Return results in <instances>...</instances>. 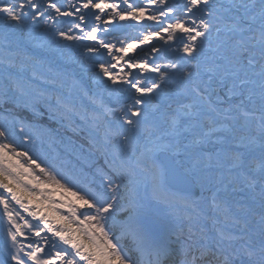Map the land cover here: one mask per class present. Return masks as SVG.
I'll list each match as a JSON object with an SVG mask.
<instances>
[{
  "label": "snow or ice",
  "instance_id": "snow-or-ice-1",
  "mask_svg": "<svg viewBox=\"0 0 264 264\" xmlns=\"http://www.w3.org/2000/svg\"><path fill=\"white\" fill-rule=\"evenodd\" d=\"M78 2L79 7L73 4L70 7L74 10L67 11L52 0H48L47 8L37 0H0V111L5 113L4 124L0 125V206L9 225L0 264H138L130 252L141 260L149 257L148 264H264V0H186L183 4L147 0L145 6L123 0L124 8L115 0ZM152 6L156 11L149 13ZM49 9L60 17H74L72 27L58 30L61 38L97 41L98 47L87 46L86 51L98 53L103 48L111 56L115 49L124 54L113 56L117 62L139 45L150 44L155 37L166 42L179 39L182 44L180 51L186 56L181 60L190 69H181L180 63L166 65L173 71H182L176 106L169 105L166 114L171 131L156 137L164 141L162 144L144 147L141 152L153 170L152 202L141 199L131 188L121 193L129 169L122 160L117 162L116 156L111 167L93 173L100 179L96 184L83 169L68 176L54 174L28 151H19L10 139L16 134V125L28 142L33 141V135L43 137L48 130L34 121L45 111L53 118L63 112L61 119L71 113L70 106L59 97L53 103L46 91L32 88L31 79L25 81L17 74L18 69L25 67L23 60L30 57L14 49L10 37L18 41L30 22L45 15L47 20L53 19ZM97 12L107 19L102 21ZM92 16L103 24L147 18L157 22L159 31H150L142 39L122 43L117 49L113 43L97 39L101 27L87 23ZM73 27L83 35L71 34ZM212 37L215 46L211 48L214 55L210 60L205 61L203 68L199 60L191 63L207 50ZM151 51L160 49L153 45ZM116 66L103 62L98 65L100 73L113 85L128 86L122 89V94L127 91L128 95L118 110L119 119L130 130L139 132L146 128L151 133L154 128L147 124L146 106L170 74L162 72L160 65L129 57L125 62L128 69L159 74L160 82L144 83L123 68L113 72ZM165 136L173 139L165 141ZM189 136L207 162L197 158L191 167L185 165L182 157L188 153L181 151V140ZM122 140L132 148L140 143L139 136L132 139L123 135ZM208 145L214 146L215 151L203 150ZM183 147L187 149L189 145ZM169 151L177 158L175 170L182 179L195 181L201 187L219 185L207 201V211L201 210L198 217L161 219L158 214L156 206L166 203L161 196L167 191L163 179L167 165L162 157ZM225 166L227 175L212 171ZM47 184L80 202L68 201L69 215L57 217L55 223L40 213L45 200L54 203L51 193L43 188ZM199 199L203 201L202 197ZM192 206L196 207L195 201ZM21 211L39 220L43 227L30 223ZM221 212L226 227H218ZM201 221H210L213 227ZM73 224L75 228L71 227ZM25 229L39 237L47 249L40 242L22 243L18 238L28 239ZM42 232L51 233V237L42 236ZM57 238L69 247H58Z\"/></svg>",
  "mask_w": 264,
  "mask_h": 264
},
{
  "label": "bare ground",
  "instance_id": "bare-ground-1",
  "mask_svg": "<svg viewBox=\"0 0 264 264\" xmlns=\"http://www.w3.org/2000/svg\"><path fill=\"white\" fill-rule=\"evenodd\" d=\"M43 8H47L48 0H37ZM62 6V10L73 11L74 9L70 5H76L79 7L78 0H52ZM111 2V0H110ZM121 8L126 7L123 4V0H115ZM170 3L183 4L186 0H169ZM130 3L140 4L145 6L147 0H130ZM87 11V10H83ZM94 12L96 10H93ZM110 11V10H106ZM156 11L155 6L149 8V13ZM52 13L53 19L47 20V15L40 18L37 22H30L29 26L24 30V37L18 41L15 38L10 37L13 40V48L21 52H26L29 55V59L23 60L25 67L17 70V74L20 75L25 81L31 79V87L37 88L43 86L46 89L48 95L56 98L63 97L64 104L70 106L72 109L79 110L81 116L87 121H91L97 124L98 137L95 140L101 143L97 147H100L102 153L106 154V159L109 161L108 155L112 161L113 156L117 157V162L122 160L129 173H137V176L127 177L123 180L122 185L124 187L123 193L126 188H131L139 196L143 194L146 202H152L153 200V170L151 169L147 159L141 155L144 147H154L162 144L164 141L156 139L157 136L165 132H170V126L167 121V111L169 105L175 108L174 101L178 98L177 93L182 85V71H173L167 68L166 65L170 63H180L181 69L189 70L190 65L184 63L181 58L186 54L180 51L182 44L179 39L173 41L161 40L158 37L153 38L150 44L139 45L135 51L129 52L124 56L123 60L119 62L113 59L115 55H124L123 53L116 52L113 49V55H109L106 49L100 48L98 53H89L86 51L87 46L98 47L97 41L79 40V41H67L61 38L58 34V30L67 31L72 27L74 17H60L57 16L53 10L49 9ZM100 14V13H96ZM102 21L107 19V16L100 14ZM175 15V14H173ZM102 21H95L94 16L87 20V23L93 26L99 25L101 31L97 33L98 40H104L105 42H111L115 45V48H120L122 43L126 45L138 39H142L150 31H159V25L157 22L148 20L145 18L142 21H132L130 19L124 21H113L111 24H103ZM131 23H134V29L131 28ZM108 26H113V30L118 35L112 34L111 29ZM114 27L116 29H114ZM123 27V28H122ZM73 35H83L78 29L72 28ZM166 37V34H164ZM187 42L186 38L185 41ZM155 45L160 51L152 52L151 47ZM215 46V38L212 37L206 44L207 50L201 55L198 54L196 60H192L191 63L195 64L197 60L201 63L203 68L205 61L210 60L214 55L211 48ZM3 51V37L0 36V52ZM129 57H134L136 60L143 62L147 60L150 64L160 65L162 72H168L170 77L167 78L162 85V89L157 93L146 106L149 112L148 125L153 126L154 131L151 133L145 128L139 132L130 130L126 125H123L119 119L118 110H112L111 104H119L122 106L126 102L127 91L122 94V89L126 90L127 85H113L111 81H108L106 77L100 73L98 67L99 63L103 62L106 65L115 63L116 68L112 69L113 72H120L121 68L124 71L132 73L136 79H140L144 83H150L152 81H159V74L153 72L141 73L139 68L128 69L125 67V62ZM192 70V69H191ZM195 70V69H194ZM193 70V71H194ZM35 78L33 79V74ZM3 73L0 72V77ZM132 77H130L131 79ZM95 82L100 83V87L94 86ZM159 97V100H157ZM55 101V100H53ZM158 102V103H157ZM227 123V121H225ZM123 135H128L130 138L140 137V143L135 148L129 147L124 144L122 140ZM165 141L172 140L170 136H165ZM131 142V141H130ZM188 144L189 147L185 149L183 146ZM203 150L215 151L214 146H205ZM181 151L187 152L188 155L182 157L187 167H191L192 161L197 158L203 159L207 162L206 157L201 156V149L194 144H191V137H187L181 140ZM162 159L165 160L167 165V173L164 176V186L166 192L161 193L166 203L157 205V211L161 219H179L186 220L188 216H199L201 210L207 211V201L211 197L212 191L216 190L217 186L205 184L203 187L195 181L188 182L178 176L176 172V165L174 160L176 157L172 156L169 151ZM107 161V162H108ZM213 165L216 164V157H213ZM111 166V164H109ZM203 165H201V168ZM214 172H224L227 175L226 166L222 169H212ZM98 180V179H97ZM52 185V184H51ZM54 186V185H52ZM44 188V187H43ZM56 188V187H55ZM46 192L49 191L44 188ZM59 190V191H58ZM59 193L56 196L51 195V200L54 203L49 204L47 200L44 201L43 207L40 209L41 215L48 216L54 223L57 217L63 215L68 216L67 204L69 196L65 197L61 194V189H57ZM3 190L0 189V193ZM196 193L199 194L198 198H195ZM223 195V193H221ZM4 195H7L4 193ZM203 198L201 201L199 198ZM195 201L196 207L192 206V202ZM39 203V199L37 200ZM64 205V206H62ZM19 210V206H15ZM21 214L29 220L33 225L43 224L39 220L33 219L28 216L27 213L21 211ZM215 215V214H213ZM221 223L218 227H226V223L223 220V213L220 214ZM207 223L208 227H213L210 221H202ZM23 223V221H21ZM60 224L66 223L65 221H59ZM9 227L7 218L2 215V206H0V258L4 257V248L6 241V230ZM71 227L75 228L73 224ZM28 239L23 237L18 238L22 243L28 244L30 242H40V238L36 237L33 233L28 232L25 229ZM42 236L51 237V233L42 232ZM58 247L68 248L69 246L63 245L58 241H55ZM125 243L124 241H121ZM10 241L8 244L10 246ZM34 246L36 244L34 243ZM40 246L47 249V245L40 242ZM27 250V249H26ZM134 260L138 261V264H148L149 257L145 256L142 260L137 256L135 252H130ZM78 259V257H77ZM83 264V262H81Z\"/></svg>",
  "mask_w": 264,
  "mask_h": 264
},
{
  "label": "rangeland",
  "instance_id": "rangeland-1",
  "mask_svg": "<svg viewBox=\"0 0 264 264\" xmlns=\"http://www.w3.org/2000/svg\"><path fill=\"white\" fill-rule=\"evenodd\" d=\"M108 27L111 29L110 31H112V34L118 35V33L113 30V26ZM134 27V23H131V28L134 29ZM94 86L99 88L100 83L95 82ZM34 89L46 91L43 86H38ZM48 98L52 100L53 103L55 102L53 101L55 98L51 95H48ZM61 100L63 101V97H61ZM120 107L119 104H111L112 110H118ZM40 110L44 111L43 108ZM62 115H64L63 112L58 113L56 117L53 118L45 111L42 117L34 121L35 124L48 130L43 137L33 135V141L28 142L24 140L23 134L20 133V126L16 125V134L10 137V139L18 146L19 151H28L31 156L37 159V162L42 164V166L51 168L54 174L59 173L61 176H68L70 173H78L83 169L84 172L88 174L90 180H95V183L99 184V176H93V173L96 172L97 169H107L111 167L109 165L111 164V158L108 155V161L106 159L107 155L102 153L100 147H97L103 143L95 140L99 135L97 124L84 119L80 111L76 109L71 108V113L66 119H61ZM4 121L5 113L0 111V125H3ZM137 174L138 172L129 173L125 176L124 180L127 177L137 176ZM43 187L46 188L52 196H56L59 193V190L56 191L55 185L52 186L51 184H47ZM123 189L124 187L121 184V193H123ZM60 193L64 194L65 197L69 196V199L71 198L70 201L76 204L80 203L69 193L63 190ZM195 196V198H198L199 194L196 193ZM139 197L144 200L143 194H140ZM81 211H85V209L82 208Z\"/></svg>",
  "mask_w": 264,
  "mask_h": 264
},
{
  "label": "water",
  "instance_id": "water-1",
  "mask_svg": "<svg viewBox=\"0 0 264 264\" xmlns=\"http://www.w3.org/2000/svg\"><path fill=\"white\" fill-rule=\"evenodd\" d=\"M114 29H116V28L114 27ZM157 100H159V97H157Z\"/></svg>",
  "mask_w": 264,
  "mask_h": 264
}]
</instances>
